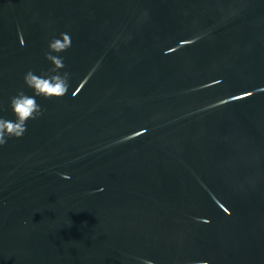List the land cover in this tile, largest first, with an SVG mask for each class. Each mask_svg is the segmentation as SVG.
<instances>
[{
  "label": "water",
  "instance_id": "obj_1",
  "mask_svg": "<svg viewBox=\"0 0 264 264\" xmlns=\"http://www.w3.org/2000/svg\"><path fill=\"white\" fill-rule=\"evenodd\" d=\"M61 33L66 95L0 146V264H264V0H0V117Z\"/></svg>",
  "mask_w": 264,
  "mask_h": 264
},
{
  "label": "clouds",
  "instance_id": "obj_2",
  "mask_svg": "<svg viewBox=\"0 0 264 264\" xmlns=\"http://www.w3.org/2000/svg\"><path fill=\"white\" fill-rule=\"evenodd\" d=\"M63 42L59 38L53 37L48 44L45 59L52 65L47 72L40 75L32 70L26 72L23 77L24 85L32 90V95H28L21 88L10 98L9 107L15 117L14 120L0 117V146H4L10 138H21L27 131V122L36 120L43 115V109L37 103L36 97L44 99L61 98L66 95L69 88L70 74L61 73L65 67L63 57L59 54L66 51L71 46L70 36L61 33Z\"/></svg>",
  "mask_w": 264,
  "mask_h": 264
}]
</instances>
